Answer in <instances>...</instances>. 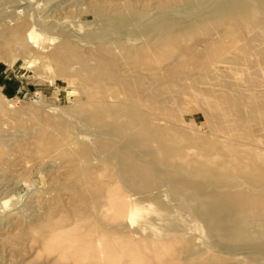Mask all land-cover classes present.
<instances>
[{
  "label": "rangeland",
  "instance_id": "rangeland-1",
  "mask_svg": "<svg viewBox=\"0 0 264 264\" xmlns=\"http://www.w3.org/2000/svg\"><path fill=\"white\" fill-rule=\"evenodd\" d=\"M0 264H264V0H0Z\"/></svg>",
  "mask_w": 264,
  "mask_h": 264
},
{
  "label": "clouds",
  "instance_id": "clouds-1",
  "mask_svg": "<svg viewBox=\"0 0 264 264\" xmlns=\"http://www.w3.org/2000/svg\"><path fill=\"white\" fill-rule=\"evenodd\" d=\"M83 27L81 26L79 31L80 32H83ZM28 40L30 43L33 44L34 47H41L42 44H49V45H54L56 44L58 41H57V38H50V39H47L45 40L44 37L42 36L41 33H39L38 31H36L35 28L31 29L28 33ZM17 61V60H16ZM16 61H13V63L11 65H9L10 68H12L14 66V64L16 63ZM40 63V61L38 59H34L32 60L31 62H28L27 63V67L24 68L26 70H31L34 66L38 65ZM45 71L48 72V73H53L54 72V69L53 67L49 64L45 67ZM49 86H52V85H55V80H48L46 81ZM35 96H40V95H43V93L39 90H37L35 93H34ZM57 99H58V94H57Z\"/></svg>",
  "mask_w": 264,
  "mask_h": 264
},
{
  "label": "bare ground",
  "instance_id": "bare-ground-1",
  "mask_svg": "<svg viewBox=\"0 0 264 264\" xmlns=\"http://www.w3.org/2000/svg\"><path fill=\"white\" fill-rule=\"evenodd\" d=\"M12 20H13V19H7V20L5 19V20H4V23H8V25H11L10 22H11ZM24 22H25V21H24ZM13 23H14V22H13ZM13 23H12V24H13ZM16 23H17V22H15L14 24H16ZM14 24H13V25H14ZM68 238H69V237H68ZM74 239H75V238H74ZM69 240H70V239H69ZM71 240H73V238H71ZM75 240H76V239H75ZM73 241H74V240H73ZM77 241H78V240H77ZM77 241H76V242H77ZM55 243H56V242H54V244H55ZM71 243L75 245V243H73V242H71ZM83 243H84V242H83ZM58 244H59V243H58ZM55 245H56V244H55ZM63 245H64V243H63ZM66 245H67V244H66ZM66 245H65V248H67ZM77 245H79L78 242H77ZM77 245H76V246H77ZM85 245H86V244H85ZM53 246H54V245H53ZM71 246H72V245H71ZM71 246H70V247H71ZM76 246H74V247H76ZM81 246H83L82 249L84 250V252L90 251V252L92 253V255H93V254L95 255V253H97V251H98V249L95 250V249H94L95 247L93 248V247L90 246L89 244H88L86 247H84V244L82 245V243H81ZM63 247H64V246H63ZM70 247L68 248V250H69V249H72V248H70ZM74 247H73V248H74ZM111 247H112V246H111ZM55 248H56V247H55ZM65 248H64V249L62 248V251L60 252V253H62L63 255H64L65 250H66ZM105 248H106V247H105ZM108 248H110V247L108 246ZM108 248H106V249L108 250ZM76 249H77V248H76ZM82 249H81V250H82ZM123 249H125V248H123ZM123 249H122V252H123ZM77 250H78V249H77ZM115 250H116V249H115ZM115 250H114V251H115ZM125 251H126V250H125ZM125 251H124V252H125ZM71 252H72V251H71ZM110 252H112V251H111V250H108L107 253H110ZM119 252H120V251H119ZM126 252H128V251H126ZM72 253L74 254V252H72ZM76 253H78V252H75V254H76ZM79 254H81V252H80ZM85 254H86V253H85ZM65 255H67V254H65ZM116 255H117V254H116ZM76 256H78V255H76ZM114 256H115V254H114Z\"/></svg>",
  "mask_w": 264,
  "mask_h": 264
}]
</instances>
